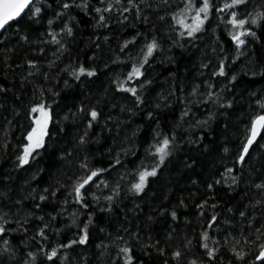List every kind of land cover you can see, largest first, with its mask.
<instances>
[{"label": "snow or ice", "instance_id": "6c2138e0", "mask_svg": "<svg viewBox=\"0 0 264 264\" xmlns=\"http://www.w3.org/2000/svg\"><path fill=\"white\" fill-rule=\"evenodd\" d=\"M181 2L179 12L170 14L182 29L177 40L158 28L149 14L152 10L159 21H165L166 15L159 13L169 0H159L155 8L152 0H0V110L7 106L13 119L29 120L12 171L0 174V264H97L93 248L100 250V256L114 248L111 264H223L217 245H224L213 239L218 233L234 245L256 246L254 252L233 246L234 259L244 262L254 256L251 264H264V86L255 89L264 82V3ZM218 21L227 26L228 43L234 46L231 55L216 34ZM140 25L150 27L141 31ZM129 28L133 29L129 37L116 40L117 51L126 59L117 56L103 64L104 69L111 64L128 69L112 77L113 95L107 88L94 98L89 92L61 116L57 109L62 94L78 86L88 91L95 83L90 78L99 79L101 41L108 44ZM210 32L212 43L202 52L207 59L199 64V76L204 79L189 83L176 55L169 53L187 45L198 47L196 42ZM79 44L92 49L91 54L83 53V61ZM50 46L55 50L44 65L41 60ZM157 61L171 66L166 69L168 90L149 102L154 90L151 71ZM237 61L243 64L240 71L230 67ZM204 70H209L208 75ZM61 75L70 77L71 83L68 78L61 81ZM9 77L11 81L5 83ZM60 83L63 87L57 88ZM238 90L240 100L248 96L250 101L247 119L233 118ZM115 93L125 94L132 104L116 103ZM174 105H180L179 113L166 121L165 131L161 121L174 111ZM113 109L119 114L113 115ZM138 116L143 123L129 131ZM65 122L82 125L74 151L82 150L83 155L72 175L61 171L46 180L47 169L40 166L45 155L73 163V152L60 147L59 138L67 132ZM145 124L150 135L143 159L136 163L128 158L140 151L137 140ZM218 125L223 126L225 141L220 146L223 170L209 172L205 178L196 169L202 167V158L215 154L213 137ZM90 145L102 147L93 151ZM0 147L6 155L8 144ZM97 159L99 163H94ZM185 177L195 190L189 189L187 197L177 194L173 201ZM218 187L239 198L231 203L217 200ZM253 190L255 196L250 195ZM189 209L199 231L174 245L179 233L173 225L181 220L191 224ZM161 223H168V228L157 234L156 225ZM238 224L241 234L259 225L251 245L247 237L233 236L229 241V230L237 231ZM96 233L101 234L98 244ZM62 234L67 238L60 239Z\"/></svg>", "mask_w": 264, "mask_h": 264}, {"label": "trees", "instance_id": "16d2710c", "mask_svg": "<svg viewBox=\"0 0 264 264\" xmlns=\"http://www.w3.org/2000/svg\"><path fill=\"white\" fill-rule=\"evenodd\" d=\"M126 2V0H125ZM153 6L155 8V5L159 3V0H152ZM254 4L264 3V0H253ZM183 7V4L181 0H169L168 5L162 6L161 11L159 14L166 15V20L161 22L157 18L156 12L149 10V14L151 16V19L154 21V23L157 25V27H163L169 34L172 35L174 39L179 40V32L182 30L180 26L171 19V13L173 12H179V10ZM189 22H191L189 20ZM220 23V27L216 28V34L219 35L221 41L224 42L225 47L228 49L229 54L231 55L232 49L234 46L230 45L228 43V37H227V26L224 22L218 21ZM140 30L144 31L145 27L140 25ZM213 27L215 28V23L213 24ZM174 29V30H173ZM133 32V29L129 28L127 30H121L117 33V35L109 41L108 44H104L103 41H101L102 44V52L98 53V56H102L103 59L99 61L101 66V75L99 79L96 78H90L95 80V83L88 86V91H84L82 87L78 86L77 88L68 91L66 94H62L64 96V99L61 101L60 108L57 109V111L62 116L64 113V109L68 106L73 105L74 102H78V100L85 99L86 96H88L89 92L92 93L93 98L100 92H102L105 88L109 90L110 96L113 95V90L110 87L112 77L116 74H119L121 72H126L128 69L124 67L123 65L117 66L115 64H111L110 68L104 69L103 64L105 62H109L113 58H116L119 56L122 59H126V56L124 53H119L117 51V44L116 40L120 39L121 37H129V33ZM84 40H87V36L83 37ZM80 40V37H78V42ZM213 37L211 35V32L202 38V40L197 41L196 44L198 47H193L192 45H187L186 49H179V48H173L172 53L169 54H175L177 60L180 62V70L181 73H186L187 80L189 83L195 82L200 83L204 77L199 76V64L201 59H207V57L202 56V52L208 51L207 45L212 43ZM110 45V47H109ZM74 48L76 45L73 46ZM79 48L81 50L80 60L83 61L85 59V56L83 55L84 52H88V54H91L92 49H85L83 44H79ZM55 50V46H50L46 50V56L44 59L41 60V63L46 65L47 60L52 58L51 53ZM135 48H133V51L135 52ZM183 52V55L181 53ZM65 62L67 61V58L65 57ZM72 63H75V57H73ZM2 67V65H0ZM168 67H171L169 65L161 66L159 62L157 61L153 65V70L151 71V76L154 80V90L149 97V102L153 101L156 97L157 93L160 92H166L168 90V83L166 81L167 72L166 69ZM230 67H236L238 71H240L243 68V64L241 61H237L236 65H230ZM205 75H208L209 70H204ZM65 78L69 79V82L71 83L70 77H65L64 75L60 76L61 81ZM181 79H185V76L182 75ZM217 80L223 79V78H215ZM247 79V78H246ZM257 80L260 79V77H256ZM11 81V77H9V81H4L5 83H9ZM37 83H40V78L37 77ZM49 83H53L50 81ZM264 86V82L258 83L255 85L256 90H260ZM57 88H62L63 84L60 83L56 85ZM239 91L238 90V103L236 105V109L233 112V118L235 119L236 116H242L244 119H247V115L251 112V109H248V103H250L248 96H245L243 100L239 99ZM115 102L116 103H127L129 106L132 104V99H124V95L122 93H115ZM25 100L28 99V96L25 95ZM9 105L11 104V99L7 102ZM75 109L73 108V111ZM180 105H174V111L166 113V117L164 120L161 121L162 126H164V130L167 131V123L166 121L173 120L179 113ZM109 111L108 108H105V112L107 113ZM113 115H118L119 111L118 109L111 110ZM203 108L201 109V112H203ZM199 115V113H198ZM121 119H124V116H121ZM9 121H12L11 124H9ZM137 123H143L140 116L136 117L133 121V124L131 127H129V131H131L132 127H135ZM29 124V120L23 116L16 117L13 119V116L11 114L10 108L5 107L4 109L0 110V146L7 143V154L5 155L4 149L0 147V156H3V160L0 161V174L7 175L9 172L12 171L13 167V161L15 159V155L18 151L21 150V142L23 141V135L24 129L27 128ZM65 128L67 129L66 133H62L60 136V147L67 149L69 152H73L72 161L73 163L71 165L62 163L57 157L51 156V155H45L44 159L41 161L40 166L45 167L47 169V173L45 174L46 180H52L54 177L58 176L60 172L67 173V175H72L74 172L77 171L76 163L80 160L81 156L83 155L82 150H76V137L78 136L79 132L81 131L82 125L73 127L70 123L65 122ZM148 125H144V131L141 133L140 137L137 140V145L140 147V151L137 152L135 157H129V160H135L136 163H139L140 160L143 159V149L145 147V140L149 138V131H148ZM222 125H218L216 128V132L214 133V139L216 140L217 144V150L214 155H210L208 157L202 158V167L196 169V174H200L203 177H207L208 173H215L216 171H222V165L220 164V159L223 156L222 148L220 146L224 145V135L222 134ZM232 132H235V129H232ZM231 139H235V135H231ZM114 149L117 148L116 144L111 145ZM230 146V145H229ZM97 147H102V145H90L89 148L91 150H95ZM99 156V154H97ZM148 163L147 161H145ZM227 162V161H225ZM94 163H99V159L94 161ZM107 163V161H105ZM128 169L132 168L131 164L127 165ZM123 171V170H122ZM14 176H17V179H19V175L15 172H13ZM112 176H116V172L112 173ZM66 179V177H63ZM107 178V177H105ZM126 179H132L131 176L126 177ZM189 189L195 190L192 188L190 184L187 183V177L184 178L183 181H181L180 186H178L175 190V193L172 196V200L174 201L177 194L183 195L187 197ZM19 190V189H17ZM218 196L217 200H221L225 203H231L234 199H238V194H229L226 193L224 189H221L218 187ZM99 194V193H98ZM105 194H107V190H105ZM250 195L255 196V191L253 190ZM208 214H211V209L208 210ZM183 215V213H182ZM188 218L192 221L191 224L185 225L183 220H181L178 225H173V227L176 228L177 233L179 235L177 236L176 240L174 241V245H179L181 243L182 238L187 235L188 238H192L193 235H195L196 231H199V224L197 222V219L195 218V214L193 210L189 209L188 211ZM170 223V221H169ZM259 225H253L252 228L243 230V234H241V226L237 225V231H231L229 230V241L232 239L233 236L236 237L237 240H243L245 237L249 239V245H251V239L254 238L257 233L255 232V228ZM168 228V223H161L156 225V233L162 234L164 230ZM261 231H264V228L261 229ZM101 234L96 233L94 236L95 243H100L99 237ZM67 234H62L60 239H66ZM52 243L56 242V238H50ZM220 239L221 245H224L223 247L220 245H217L219 249V256L223 260V264H229V261H231V264H251V261L254 259V256H249L248 259L244 262L238 261L233 258L232 253L230 249L235 246L237 248H245V250H250L254 252L256 250L255 245H251L249 247L248 245L244 244H235L229 243L223 239V236L221 234H217L216 237L213 238ZM195 243V241H193ZM262 242H264V238H262ZM105 243H108V241H105ZM212 246V243L210 242V247ZM91 251L97 253V256L94 257V259L97 261V264H111L112 257L115 254V249H111L109 252H105L103 256H100V250L99 249H91ZM199 252H203V249H198Z\"/></svg>", "mask_w": 264, "mask_h": 264}]
</instances>
